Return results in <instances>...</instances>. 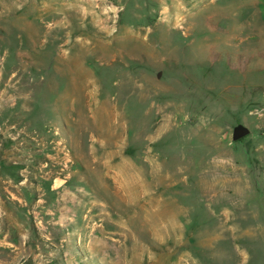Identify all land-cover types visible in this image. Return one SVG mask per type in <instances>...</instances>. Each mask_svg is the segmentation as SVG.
Returning <instances> with one entry per match:
<instances>
[{"label": "rangeland", "instance_id": "rangeland-1", "mask_svg": "<svg viewBox=\"0 0 264 264\" xmlns=\"http://www.w3.org/2000/svg\"><path fill=\"white\" fill-rule=\"evenodd\" d=\"M0 264H264V0H0Z\"/></svg>", "mask_w": 264, "mask_h": 264}, {"label": "water", "instance_id": "water-1", "mask_svg": "<svg viewBox=\"0 0 264 264\" xmlns=\"http://www.w3.org/2000/svg\"><path fill=\"white\" fill-rule=\"evenodd\" d=\"M247 134H248L247 129H245L241 126H238V127L233 129L232 138H233V140H238V139H241V138L247 136Z\"/></svg>", "mask_w": 264, "mask_h": 264}]
</instances>
